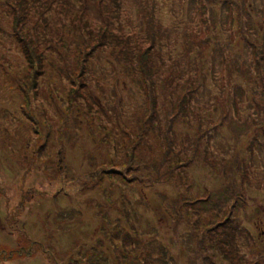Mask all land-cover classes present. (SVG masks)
Returning <instances> with one entry per match:
<instances>
[{"label":"rangeland","instance_id":"obj_1","mask_svg":"<svg viewBox=\"0 0 264 264\" xmlns=\"http://www.w3.org/2000/svg\"><path fill=\"white\" fill-rule=\"evenodd\" d=\"M229 2L0 0V264H264V150L228 165L264 0Z\"/></svg>","mask_w":264,"mask_h":264},{"label":"trees","instance_id":"obj_2","mask_svg":"<svg viewBox=\"0 0 264 264\" xmlns=\"http://www.w3.org/2000/svg\"><path fill=\"white\" fill-rule=\"evenodd\" d=\"M216 1H218L219 2V0H216ZM230 0H222V4H223V6H224V8L226 7H228L229 5L230 6H234L235 5V2H229ZM239 4H240V2H239ZM251 7V6H250ZM238 8V6L236 7V9ZM231 19H234L235 21H237L236 20V18H233V17H231ZM152 26H154L153 24H152ZM259 32H262L263 34H264V28L263 29H260L259 30ZM264 39V38H263ZM144 63L146 64L147 63V61H142L141 62V66H143L144 65ZM230 69H231V66L229 67ZM234 74H237L238 76H240L239 74H240V72H238V70H234V72H233ZM216 110V109H215ZM263 111H260V114L262 113ZM244 119H247V118H244ZM242 126H243V129H240V128H238V127H236L235 126V128L237 129V130H239V131H244L245 133H247V131L250 129V127L252 126L254 129H253V131H254V135L250 138V140L247 142V147H246V151H247V153H248V155H244V156H240V154L238 153V151L236 150V148H233L232 149V155H231V158H230V160L231 161H228V165L230 166V169L232 168V169H234V171H235V173H234V171H233V175H232V177H233V186H234V180H235V176L237 175L238 177H240V178H242L244 181H245V183H249V181H248V179L254 174V170H253V166H252V163H253V157H254V155H253V148H252V146L254 147V142H258V147L259 148H261V149H263L264 150V143H262V141H255V140H257V139H259V138H261L262 137V135H261V133L259 134V132H258V128L259 127H261V128H263V126H264V123H261V124H259V125H256L255 123H254V121L253 122H251L249 125L248 124H241ZM242 134V133H241ZM244 136V134L243 135H241V137H243ZM252 142H253V144H252ZM252 144V145H251ZM229 146V145H228ZM195 152H196V150H195ZM195 152H194V154H195ZM208 153H211V154H209L208 156L210 157V156H214V155H216V154H214L213 153V151L211 150L210 152H208ZM205 154L207 155V152H205ZM228 168V167H227ZM229 173V172H228ZM228 176V175H227ZM259 184V183H258ZM257 184V185H258ZM235 190H237V189H235ZM239 191H241V192H243V190H240V189H238ZM236 195H237V191H234V193L232 192L231 193V195L229 196V198L228 199H232L233 198V201H235L236 200ZM222 201V200H221ZM221 201H220V199H219V202L221 203ZM218 202V203H219ZM219 203V204H220ZM216 206V205H215ZM214 206V207H215ZM245 206V204L243 205V207ZM218 207V206H217ZM256 225H257V223H256ZM236 230H238V228L236 229ZM236 230L233 232V233H235L236 232ZM219 255H222L221 257H222V259L223 260H226L227 261V263H229V264H231V262L230 261H235L236 259H235V257H231V255H229V254H224V253H222V254H219ZM231 258V259H230Z\"/></svg>","mask_w":264,"mask_h":264}]
</instances>
